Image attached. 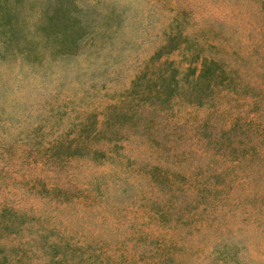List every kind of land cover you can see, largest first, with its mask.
<instances>
[{"label": "rangeland", "instance_id": "rangeland-1", "mask_svg": "<svg viewBox=\"0 0 264 264\" xmlns=\"http://www.w3.org/2000/svg\"><path fill=\"white\" fill-rule=\"evenodd\" d=\"M0 2V264H264V0Z\"/></svg>", "mask_w": 264, "mask_h": 264}, {"label": "trees", "instance_id": "trees-1", "mask_svg": "<svg viewBox=\"0 0 264 264\" xmlns=\"http://www.w3.org/2000/svg\"><path fill=\"white\" fill-rule=\"evenodd\" d=\"M14 7V6H13ZM13 7L11 6H7L6 4H2L0 2V24L4 27H6V30L8 32L9 37L13 40L16 33L18 34L19 32V28L15 25V10L16 8L13 9ZM45 29V28H44ZM40 29L38 26H36V28L34 29V31H32L34 33V35L37 37H34V39L37 41V39L39 38V41H41L45 46H49V44L51 43V41L56 42L58 41V44H60L59 42L62 41V39L64 38L66 32V29L60 30L59 29H52L46 30V34H44L45 30ZM58 49H60L61 51H69V48H66L65 46H58ZM27 51L26 48H23V51ZM205 66V65H204ZM201 70V74H200V78L205 77L206 78V85L211 83L210 81L213 79L214 80H219L221 78V73H219V70H214L211 72L210 69L208 68H204ZM168 87V84L165 85H161L159 88L160 90L164 91L166 90ZM169 88V87H168Z\"/></svg>", "mask_w": 264, "mask_h": 264}]
</instances>
